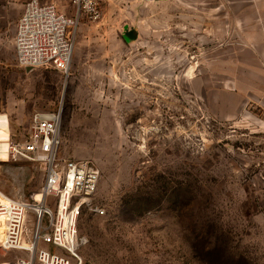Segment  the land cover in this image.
<instances>
[{"label": "rangeland", "instance_id": "1", "mask_svg": "<svg viewBox=\"0 0 264 264\" xmlns=\"http://www.w3.org/2000/svg\"><path fill=\"white\" fill-rule=\"evenodd\" d=\"M27 1L0 0V188L36 196L44 169L5 145L62 108V154L101 170L86 264H264V0H40L75 21L67 73L16 60Z\"/></svg>", "mask_w": 264, "mask_h": 264}, {"label": "built area", "instance_id": "2", "mask_svg": "<svg viewBox=\"0 0 264 264\" xmlns=\"http://www.w3.org/2000/svg\"><path fill=\"white\" fill-rule=\"evenodd\" d=\"M70 1L79 13L98 18L105 0ZM74 23L53 3L27 1L14 36L18 63L67 73L75 48ZM62 124V108L36 111L28 136L9 143L10 158L37 163L44 169V182L34 197L16 198L0 188V251L20 253L9 257L8 264H86L78 221L82 209L92 204L101 170L90 159L62 154Z\"/></svg>", "mask_w": 264, "mask_h": 264}, {"label": "bare ground", "instance_id": "3", "mask_svg": "<svg viewBox=\"0 0 264 264\" xmlns=\"http://www.w3.org/2000/svg\"><path fill=\"white\" fill-rule=\"evenodd\" d=\"M9 143H10V140H8V142H7L6 145H5V153H6V155H7V159H8V157H9Z\"/></svg>", "mask_w": 264, "mask_h": 264}, {"label": "water", "instance_id": "4", "mask_svg": "<svg viewBox=\"0 0 264 264\" xmlns=\"http://www.w3.org/2000/svg\"><path fill=\"white\" fill-rule=\"evenodd\" d=\"M125 33L132 34V36H135V37L137 36V33H136V31L134 29L128 30ZM30 68H34V67H30Z\"/></svg>", "mask_w": 264, "mask_h": 264}, {"label": "crops", "instance_id": "5", "mask_svg": "<svg viewBox=\"0 0 264 264\" xmlns=\"http://www.w3.org/2000/svg\"><path fill=\"white\" fill-rule=\"evenodd\" d=\"M128 30H131V29H128ZM128 30H127V31H128ZM134 30H135V29H134ZM135 31H136V30H135ZM125 32H126V31H125ZM136 33H137V31H136ZM124 35H125V33H124ZM124 35H123V37H124ZM136 37H137V36H136ZM136 37H135V38H136Z\"/></svg>", "mask_w": 264, "mask_h": 264}]
</instances>
